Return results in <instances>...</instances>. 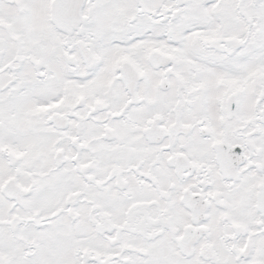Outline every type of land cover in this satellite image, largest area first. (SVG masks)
<instances>
[{"label":"snow or ice","instance_id":"obj_1","mask_svg":"<svg viewBox=\"0 0 264 264\" xmlns=\"http://www.w3.org/2000/svg\"><path fill=\"white\" fill-rule=\"evenodd\" d=\"M0 264H264V0H0Z\"/></svg>","mask_w":264,"mask_h":264}]
</instances>
